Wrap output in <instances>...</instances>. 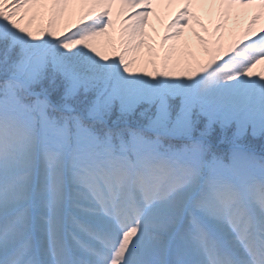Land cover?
Instances as JSON below:
<instances>
[{"label":"snow or ice","instance_id":"6c2138e0","mask_svg":"<svg viewBox=\"0 0 264 264\" xmlns=\"http://www.w3.org/2000/svg\"><path fill=\"white\" fill-rule=\"evenodd\" d=\"M200 11L206 47L179 48ZM262 18L264 0H0V264H264Z\"/></svg>","mask_w":264,"mask_h":264},{"label":"rangeland","instance_id":"374dc122","mask_svg":"<svg viewBox=\"0 0 264 264\" xmlns=\"http://www.w3.org/2000/svg\"><path fill=\"white\" fill-rule=\"evenodd\" d=\"M177 10H178V6L169 7L166 4H160L157 7L156 14L150 18V27L147 29L149 37L151 38L149 42L151 44H153L154 47L156 48V50L161 52V54H163V51H164V49H162L160 46L161 37L158 40V39L154 38V35L157 33H162V32L164 34L165 25L175 15ZM249 12H252V11H249ZM202 14H203V16L205 15L203 11H200L198 13L201 21L203 20ZM45 22L46 21L38 18L34 23L38 26V25L45 23ZM241 22H242V18H240L239 21L230 22L229 27L231 25L237 26ZM202 23H203V21H202ZM193 25L196 27L198 26V24L193 22V24L185 30L192 33V38L195 40L194 44L197 46L196 47L197 50L195 48H194V50H192L190 48L189 42H188V35H186L185 32H184L183 37L181 38L180 41L177 42V44H178V47L181 49L201 52L206 47V45L202 44L201 41H199L200 39L198 38V36H196L194 34V26ZM163 34H162V36H163ZM108 39H112V40H118L119 39V24L116 25V28L110 33L109 37L101 38L102 42H106ZM166 47L167 46H165V48ZM198 49H199V51H198ZM149 55L150 54H149L147 48L141 49V51L139 53V56L141 59H147Z\"/></svg>","mask_w":264,"mask_h":264},{"label":"bare ground","instance_id":"6f19581e","mask_svg":"<svg viewBox=\"0 0 264 264\" xmlns=\"http://www.w3.org/2000/svg\"><path fill=\"white\" fill-rule=\"evenodd\" d=\"M250 11L253 12V11H255V9L250 10ZM252 12H249V14L247 16L241 17L242 18V22L239 25H237V26H239V27L245 26L247 24V22H248V19L251 16ZM204 14H205L204 16L202 14V16H203V18H202L203 20L202 21H203V25L208 29V31L206 32L205 30H203L204 28L200 27L199 25L197 27L193 25L194 26V34L196 36H203L206 40H208L210 38L211 33L214 32V30H215V24H216L217 21H216V19L214 17H209L206 12H204ZM260 23L264 24V18H262ZM233 26L234 25H231L230 28L233 27ZM184 32H185L186 35H188V42H189L190 48L192 50H194V48L196 49L197 46L194 44L195 40L192 38V33L189 32V31H186V30ZM162 34H163V32L162 33H157V34L154 35V38L159 40L160 37H162ZM198 51H199V49H198ZM259 70H264V65L260 66L258 68V71Z\"/></svg>","mask_w":264,"mask_h":264}]
</instances>
